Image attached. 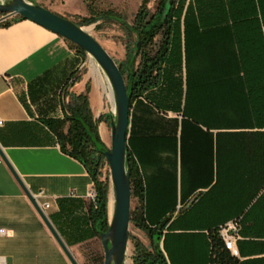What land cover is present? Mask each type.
I'll return each mask as SVG.
<instances>
[{"label":"trees","instance_id":"16d2710c","mask_svg":"<svg viewBox=\"0 0 264 264\" xmlns=\"http://www.w3.org/2000/svg\"><path fill=\"white\" fill-rule=\"evenodd\" d=\"M167 1L159 0L151 13L149 0H143L132 24L111 12L99 18L115 20L129 36H135L126 45V60L118 64L130 105L143 98L157 121H163L167 112L177 115L171 123L172 131L174 124L179 128L178 136L159 137L153 146L179 154L180 181L188 169L185 181L190 194L211 184L205 164L215 163L216 180L188 203L180 201L178 213L187 208L183 215L174 217L176 203L166 201L158 205L160 212H149L159 216H148L133 149L128 151L131 197L140 204L130 212V222L149 239L146 246L129 235L132 264H237L216 232L230 219L241 217L239 234L247 239L244 243L264 253V0H172L170 5ZM19 20L24 19L16 16L0 26ZM79 20L80 26L98 18ZM157 36L160 43L154 50ZM67 110L63 119H51L45 125L61 151L83 164L94 184L92 222L100 239L109 227V186L100 180L107 147L89 110L87 94L73 96ZM212 130L223 131L213 137ZM195 208L201 209L195 218L208 220L198 228L182 227L180 219ZM231 213L235 216L228 218ZM183 241L187 244L175 255L174 249Z\"/></svg>","mask_w":264,"mask_h":264},{"label":"crops","instance_id":"0c3cea01","mask_svg":"<svg viewBox=\"0 0 264 264\" xmlns=\"http://www.w3.org/2000/svg\"><path fill=\"white\" fill-rule=\"evenodd\" d=\"M83 61V55L69 41L29 20L0 26V154L31 196L25 195L0 156V229L6 232L0 237V256L6 264H71L40 213L77 264L86 263L82 250L100 240L89 197L95 192L94 184L83 164L61 151L45 125L48 120L63 119L72 97L87 89L88 107L97 120L99 136L101 140L107 137L113 106L104 100V86L98 78L78 76ZM175 118L176 114L167 112L163 121H157L160 119L143 98L130 105L127 147L128 151L133 149L148 216H159L149 212H160L158 205L166 201L176 203L179 210L180 201L188 203L216 180L215 163L211 167L205 164L203 169L211 171L212 182L190 194L185 181L188 169L183 170L182 184L180 181L179 154L153 146L159 137L178 136L176 124L172 131L171 120ZM220 131L211 133L214 137ZM212 152L215 159L214 146ZM40 191L42 195L33 200L32 195ZM45 203L48 208L43 207ZM244 239L240 236L237 264H264V253L253 251Z\"/></svg>","mask_w":264,"mask_h":264},{"label":"water","instance_id":"95a60500","mask_svg":"<svg viewBox=\"0 0 264 264\" xmlns=\"http://www.w3.org/2000/svg\"><path fill=\"white\" fill-rule=\"evenodd\" d=\"M171 2L172 0H168L167 4L170 5ZM0 14L3 15L2 18L20 16L66 39L89 56L106 77L113 95V110L109 122L110 148L104 150L103 154L110 170L114 211L108 219V230L100 233L99 237L103 250V264H125L131 212V180L127 147L130 95L125 77L110 54L77 23L27 0H0ZM0 156L22 191L31 198L5 157L1 154ZM40 216L69 262L77 264L42 213Z\"/></svg>","mask_w":264,"mask_h":264},{"label":"rangeland","instance_id":"374dc122","mask_svg":"<svg viewBox=\"0 0 264 264\" xmlns=\"http://www.w3.org/2000/svg\"><path fill=\"white\" fill-rule=\"evenodd\" d=\"M5 1V0H4ZM34 4H39L44 8L59 14L77 24H80V18L93 19L98 18L93 23L80 25L87 31L93 38H95L101 46L110 54V56L116 61L117 64L126 60V45L133 42L135 36H129L121 25L108 18H99L103 15L109 14V12L118 15L124 19L127 23L132 24L135 14L143 0H27ZM159 0H149L147 7L149 11L154 12L155 6ZM108 12V13H107ZM0 14V23L5 20H10L13 17L2 18ZM160 43V36H157L154 40L153 49H157ZM78 76L89 75L92 79H99L102 82L104 89V100L108 102L109 107L113 106V99L110 98L111 89L103 72L97 66V64L89 57L85 56L84 61L79 69ZM78 76L75 78L77 79ZM74 79V80H75ZM108 87V88H107ZM87 89L84 94H87ZM93 117V116H92ZM94 119V118H93ZM95 120V119H94ZM97 121V120H96ZM108 135L102 140L107 148H110V127L108 125ZM101 181H107L109 186L108 203H107V216L108 219L112 216L110 214L111 200L114 198L113 188L110 180V170L108 163L103 165L101 169ZM140 204L137 199L131 197V211L139 207ZM187 208H182L178 213V210L174 213V217L181 216L187 212ZM200 208L193 209L189 214L180 219L181 226L184 228H198L205 224L208 219L195 218L194 215L199 214ZM109 213V215H108ZM129 235L138 238L142 243L149 244V239L144 231L137 229L131 222L129 224ZM184 242V244H183ZM178 243V250L180 247L183 249V245L187 244L185 241ZM174 249L175 255L181 254V251ZM85 255V264H103V250L100 245V240L94 246L91 245L82 250ZM171 254V251H169ZM133 246L131 240L128 238V248L126 261L127 264H132ZM186 259V258H185ZM200 264V261H199Z\"/></svg>","mask_w":264,"mask_h":264},{"label":"built area","instance_id":"2783aa9c","mask_svg":"<svg viewBox=\"0 0 264 264\" xmlns=\"http://www.w3.org/2000/svg\"><path fill=\"white\" fill-rule=\"evenodd\" d=\"M0 121V125H1ZM42 195V191L38 194H33L32 198L36 201V198L38 196ZM89 197L92 199V201L95 200V192H92L89 194ZM44 208H48L49 205L47 203L44 204ZM240 229H241V217H236L233 219H230L220 225L216 232L218 237L220 238L223 247L231 257L239 258V250L237 247V242L240 240ZM6 235V232L4 229H0V237H3ZM0 264H6L4 257L0 256Z\"/></svg>","mask_w":264,"mask_h":264},{"label":"bare ground","instance_id":"6f19581e","mask_svg":"<svg viewBox=\"0 0 264 264\" xmlns=\"http://www.w3.org/2000/svg\"><path fill=\"white\" fill-rule=\"evenodd\" d=\"M108 88V87H107ZM110 88V87H109ZM111 89V88H110ZM110 98H112L113 99V95H112V91H111V94H110ZM113 211H114V198H112V200H111V206H110V214L112 215L113 214ZM125 264H127V261H126V263ZM129 264V263H128Z\"/></svg>","mask_w":264,"mask_h":264}]
</instances>
